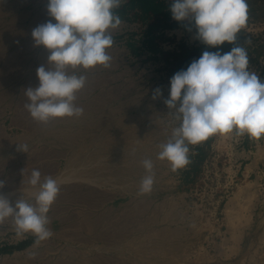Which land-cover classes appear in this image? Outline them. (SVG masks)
Returning <instances> with one entry per match:
<instances>
[{
	"label": "rangeland",
	"instance_id": "1",
	"mask_svg": "<svg viewBox=\"0 0 264 264\" xmlns=\"http://www.w3.org/2000/svg\"><path fill=\"white\" fill-rule=\"evenodd\" d=\"M247 3L239 44L247 50L248 70L260 76L264 0ZM40 8L41 0H0V194L13 206L20 196L34 202L28 184L33 169L61 181L47 214L54 235L36 244L6 219L0 264H264V137L210 136L189 145L190 163L175 172L158 159L159 145L180 124L164 103L170 68L186 57L192 63L204 51L222 54L221 46L203 44L195 28L177 21L165 31L170 40L160 44L170 55L160 50L155 66L154 60L140 67L132 60L119 63L109 90L105 76L78 68L87 77L76 100L83 115L42 124L25 109L24 91L38 87L36 70L47 68L49 52L15 40L26 34L16 27ZM133 42L141 48L138 38ZM124 65L130 71H122ZM157 88L162 94L153 99ZM18 144L28 151H18ZM146 158L154 164L155 182L151 193L139 195ZM193 163L196 175L185 178Z\"/></svg>",
	"mask_w": 264,
	"mask_h": 264
},
{
	"label": "clouds",
	"instance_id": "2",
	"mask_svg": "<svg viewBox=\"0 0 264 264\" xmlns=\"http://www.w3.org/2000/svg\"><path fill=\"white\" fill-rule=\"evenodd\" d=\"M124 2L48 0V15L56 23L49 20L32 31L34 45L49 52L47 68L38 67V87L24 91L28 99L24 107L33 120L47 124L56 118L83 115L84 109L76 100L87 77L76 70L111 66L108 49L114 44L113 33L123 23L116 10ZM170 11L174 20L188 22V31L195 28V38L203 44L234 45L224 54L204 51L170 80V98L164 103L180 124L167 142L159 145L158 159L170 162L175 172L190 163L189 145L200 144L210 136L235 132L257 140L264 137V81L248 70L247 50L238 43V33L248 21L247 0H171ZM246 42L250 44L251 40ZM161 94L157 88L153 99ZM18 151L26 153L28 145L18 144ZM142 164L146 174L140 181L139 195L151 193L155 182L152 160L146 158ZM61 183L52 176L42 177L38 169H33L28 184L35 189L34 202L20 196L13 206L0 194V224L11 218L17 234L31 233L36 244L51 238L54 233L47 214ZM4 186V181H0V189Z\"/></svg>",
	"mask_w": 264,
	"mask_h": 264
},
{
	"label": "trees",
	"instance_id": "3",
	"mask_svg": "<svg viewBox=\"0 0 264 264\" xmlns=\"http://www.w3.org/2000/svg\"><path fill=\"white\" fill-rule=\"evenodd\" d=\"M170 5L171 1L167 2V0H127L119 9L116 10V12L121 18L134 19L146 24V28L143 31L144 39L141 42V48L146 49L151 53H156L159 50L161 40H170L169 37L165 36L164 29L177 23V21L172 18ZM244 34L245 31L243 29L240 33H238V43L245 39ZM129 46L131 51L133 52H136L138 49L134 42H131ZM220 46L222 49V54H224L231 51L234 45L229 44L228 42H224V44ZM161 52L165 56L171 54L170 51L161 50ZM261 54L264 55V51H262ZM190 64L191 63L188 57L176 61V64L170 68L171 78L178 71L186 70L187 67L190 66ZM260 77L264 79V66H262V69L260 71ZM190 168L191 171H185V178H188L189 176H192L191 178H194L198 169L197 163H193L192 167ZM32 241L33 238L23 241L19 243L17 247H22Z\"/></svg>",
	"mask_w": 264,
	"mask_h": 264
},
{
	"label": "crops",
	"instance_id": "4",
	"mask_svg": "<svg viewBox=\"0 0 264 264\" xmlns=\"http://www.w3.org/2000/svg\"><path fill=\"white\" fill-rule=\"evenodd\" d=\"M47 4H48V0H41V8L39 10H35V12H33L34 14L30 16V18L32 17L33 21L30 19V22L27 23L26 25H19L16 27L17 29L20 30L22 28H25L26 34L20 36L17 35L15 40H19L18 37H20V39H24L23 41L25 43L34 42L32 34L29 33L32 32L35 27H37L40 24L46 23L49 20H51L53 23H56L55 19L48 15ZM121 19L123 21L122 25L118 30H116L113 33V38H114L113 46L115 45L116 47L114 48L112 46L110 49H108L109 54L112 56L111 66L109 68H104L103 66L98 65L91 69H88L90 76L106 77V83H105L106 90H109L110 87L112 86L111 84L112 81L109 80L108 78L114 75V73L118 69L117 65L119 63H122L123 61L127 62L132 60L137 62L135 65L136 67H140V65L146 66L150 62L152 63L153 62L152 60H154L152 64L153 66H155L156 65L155 58H158V54L160 53L161 50V46H160L159 50L156 53H151L148 50L146 52L145 51L146 49H142L140 47H138L136 52L131 51L129 44L137 40V38H139V40L142 41L140 37L143 36V31L146 28V24L134 19H125V18H121ZM171 27L172 26L165 28L164 34L165 31L167 32L169 29H171ZM135 45L137 47L138 44L136 43ZM147 59H149L148 62L145 61ZM143 61L144 63H142ZM122 71L124 72L130 71V66L124 65Z\"/></svg>",
	"mask_w": 264,
	"mask_h": 264
},
{
	"label": "built area",
	"instance_id": "5",
	"mask_svg": "<svg viewBox=\"0 0 264 264\" xmlns=\"http://www.w3.org/2000/svg\"><path fill=\"white\" fill-rule=\"evenodd\" d=\"M126 1H127V0H125V2H126ZM125 2H124V3H125ZM138 39H139V38H138ZM140 39H142V40H143V39H144V37H143V36H141V37H140ZM141 42H142V41H141ZM140 45L142 46V43H140Z\"/></svg>",
	"mask_w": 264,
	"mask_h": 264
}]
</instances>
